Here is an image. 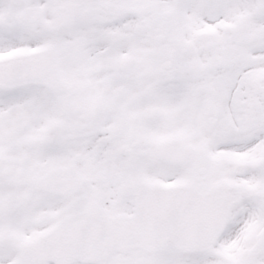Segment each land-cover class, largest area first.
Listing matches in <instances>:
<instances>
[{
    "label": "snow or ice",
    "instance_id": "obj_1",
    "mask_svg": "<svg viewBox=\"0 0 264 264\" xmlns=\"http://www.w3.org/2000/svg\"><path fill=\"white\" fill-rule=\"evenodd\" d=\"M0 264H264V0H0Z\"/></svg>",
    "mask_w": 264,
    "mask_h": 264
}]
</instances>
